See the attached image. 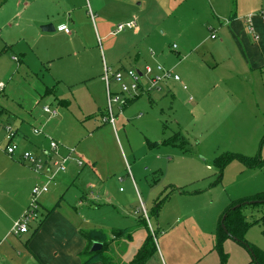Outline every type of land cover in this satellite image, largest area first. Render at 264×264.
Masks as SVG:
<instances>
[{
    "label": "crops",
    "instance_id": "obj_1",
    "mask_svg": "<svg viewBox=\"0 0 264 264\" xmlns=\"http://www.w3.org/2000/svg\"><path fill=\"white\" fill-rule=\"evenodd\" d=\"M262 12L264 0H0V83L5 85L0 94L11 96L14 76L20 68L26 69L39 80L43 88L41 92L45 94L42 97L51 100L46 105L58 111L54 117L44 110L39 114L35 111L36 116L25 114L27 119L31 118L30 124L34 123V127L20 121L16 125L19 132L18 151L14 157H5L11 164L2 157L7 167L0 170V184L7 176L15 183H22L24 189L19 190L20 196L13 205L14 217L10 223H0V264H83L81 255L89 249V240L94 236L95 242L107 244L105 249L111 259L108 260L110 264H118L112 252L123 256L122 264H129L145 246L149 235L153 237L157 252L145 264H255L250 249L234 238H226L222 243V253L227 256L225 262L220 249H217L219 224L226 210L173 213L169 223H164L161 214H157L159 222L157 220L155 226L150 217H144V220L138 218V225L133 226L136 229L122 231L110 242L100 240L95 227L82 229L84 222L77 213V206L71 205L72 199H61L69 191L79 194L80 187L76 185V180L85 164L78 166L77 160L81 158L74 154L66 172L57 174L56 180L49 185V191L41 195L40 217L35 221L40 223L30 227V232L25 234H30L29 238L23 239V235L15 237L11 229L27 210L33 188L45 181L23 162L21 153L34 152L45 158L46 162L47 156L43 152L50 149V139H53L60 145V156L48 163L51 171L57 170L56 161H61V157L75 149L68 143L73 140L78 145L83 138L81 134L72 139L71 133H66L65 128L69 127L70 122L68 113L64 114L62 108H72L77 99L83 98L79 88L86 83L90 85L93 82L103 89L105 86L107 90L105 65L113 71H125L128 70L127 66L132 65L142 74L146 66L161 65V51L166 58L174 52L182 59L179 64L180 67L183 65L184 80L193 88L191 93L186 85L181 86L183 89L180 87L181 77L180 82L169 78L153 90H148V79L142 78L141 93L151 95L157 91L162 96L176 98L184 94L192 95L198 103L194 110L206 111L209 107L212 113L221 117H224L222 114L229 117L242 114L246 110L243 117L255 121L252 127L263 128L262 138L259 139L262 142ZM132 21L136 23L134 30L114 34L119 24ZM249 23L257 40L249 32ZM163 25L166 28L158 38V29ZM46 26L50 28L45 30ZM213 35L215 38H212ZM167 37L175 42L168 47ZM173 45H177V49H173ZM169 70L174 72L173 69ZM125 82L130 83L131 80L125 78ZM113 83L118 85L112 82L111 88ZM239 86L244 89L238 97L230 93L231 89ZM60 88L64 90L62 93L59 92ZM60 96L66 99H59ZM70 96L72 98L68 99ZM139 96L129 102L123 113L128 109L129 116L131 106ZM192 96H189V101ZM25 100L27 104L30 101L36 105L40 102L31 94ZM8 108L10 106L4 104L3 112H0L1 120L7 123L10 115H13ZM103 114L102 118L105 116ZM122 115L116 120L126 125L129 120ZM89 117L91 115H85L84 121H89ZM148 123L144 119L141 124ZM86 126L91 127L89 123ZM36 129L41 130V134L35 133ZM86 153L89 154L84 150ZM0 154L4 155L3 152ZM77 154L80 155L79 152ZM246 157L253 158L254 155ZM9 169L11 172L8 173ZM51 185L56 186L54 191H50ZM76 199L79 208L85 210L88 207L86 201L90 202L93 198L88 200L78 196ZM85 234H91L90 238ZM106 260L99 256V260L91 264H105Z\"/></svg>",
    "mask_w": 264,
    "mask_h": 264
},
{
    "label": "rangeland",
    "instance_id": "obj_2",
    "mask_svg": "<svg viewBox=\"0 0 264 264\" xmlns=\"http://www.w3.org/2000/svg\"><path fill=\"white\" fill-rule=\"evenodd\" d=\"M161 27L158 29V38H161L166 25ZM168 42L167 47L175 43L171 39ZM160 54L163 58L161 65L173 69V73L182 78L181 85L178 83L180 87L186 85L189 92L192 91L191 85L184 80L183 65L180 67L179 64L181 57L174 52L167 58L163 51ZM99 60L103 68L101 57ZM127 68L136 70L132 65ZM1 71L0 64V73ZM14 77L13 96L0 94V112H3L4 104H7L13 115L8 118V123L3 122L0 116V124H10L17 129L16 125L25 121L34 127V123L30 124L31 118L27 119L25 114L36 116L51 100L43 98L45 94L41 92L43 88L39 80L26 69L20 68ZM143 83L146 84V81ZM118 87L112 84L113 91ZM79 89L83 98L77 99L72 108L63 107L62 112L69 116L70 125L65 128L66 133H71L72 139L82 134L83 138L78 145L73 140L68 144L78 150L80 155L76 152L74 155L80 156L85 166L76 180V185L80 187L79 194L69 191L62 193L64 196L61 199H72L71 205L77 206V213L84 222L82 229L89 230L87 226L95 227L99 231L97 236L102 237L104 242H110L122 231L136 229L133 226L138 225V218L145 219L146 211L155 226L159 218L157 214H161L164 223H169L173 213L227 212L242 202L248 203L249 200L254 201L264 196V167L250 168L241 160L234 159L221 171L216 163L218 157L231 155L244 158L254 155L257 162L264 161V142L259 140L263 128L260 130L257 126L252 127L255 121L249 120L247 116L243 117L246 110L242 114L236 113L230 117L222 114L224 117H221L212 113L209 107H206V111L194 110L198 103L192 95L189 96L194 101L190 102L188 94L176 98L153 91L151 95L139 94V98L131 106L129 116L126 109L125 113L122 112L123 115L119 114L116 118L122 115L129 120L127 124L122 125L116 120L118 123L114 129L111 123H104L101 115H107L106 87L103 89L92 82ZM243 89V86H239L231 89L230 93L238 97ZM62 91L64 90L60 88L59 92ZM56 92L59 94L58 90ZM29 94L40 102L36 105L34 101H30L27 104L25 99ZM58 98L66 99L61 96ZM71 98L72 96L68 99ZM116 113H119L117 109ZM140 114L143 115L142 118L139 117ZM85 115H91L89 121H84ZM144 119L149 123L141 124ZM87 123L91 127L86 126ZM6 144L5 132L0 130V152L4 154H0V170L7 167L4 161L10 163L5 159L10 156L5 153ZM84 150L89 154H84ZM13 181L6 176L0 184V223H10L14 217L13 205L20 196L19 190L24 189L22 183ZM55 187L51 185L50 191H54ZM78 196L88 200L93 198L90 202L86 201L88 207L85 210L79 208V201L76 199ZM263 207L248 205L240 209L252 220L255 216L257 218L264 215ZM36 223L40 222H33L32 225ZM262 229L260 223L253 225L245 234L244 240L264 253ZM24 236L23 239H27L30 234ZM100 255L103 259L111 260L107 249ZM112 255L118 264L123 263L122 255L113 252Z\"/></svg>",
    "mask_w": 264,
    "mask_h": 264
},
{
    "label": "built area",
    "instance_id": "obj_3",
    "mask_svg": "<svg viewBox=\"0 0 264 264\" xmlns=\"http://www.w3.org/2000/svg\"><path fill=\"white\" fill-rule=\"evenodd\" d=\"M262 17L264 20V12H262ZM135 26L136 23L134 21L125 24H119L116 27L117 29L115 30L114 34L118 35L121 32H124L125 30H134ZM61 29H63V27ZM64 30H66L67 32L69 31L65 28ZM249 32L253 35L256 40L258 39L251 24L249 25ZM173 49H177V46H173ZM125 78H129L131 82L129 84L126 83ZM142 78L148 79L150 84L148 90L158 89L160 84L169 78H174L175 81L178 82H180L181 80L180 76L175 75L171 70L164 68L162 65L146 66L145 71L142 72V74H139V71L137 69L113 71L111 68L105 65L104 81L107 85L108 90V108L107 115L102 118L104 123H111L112 125H115L117 123V116L119 114H122L124 108L128 106L129 102H131V100L136 99L137 96L141 93V91H143L141 87ZM112 82H115L119 85L118 90H112ZM4 87L5 85L3 83H0V93L3 91ZM184 88L187 89L186 86H184ZM192 100L193 98L191 97L190 101ZM116 109L119 113H116ZM43 110L44 112L50 114L52 117L58 115V111L50 107L49 105H45ZM0 129L5 132V139H7V146L5 149L6 153L11 157H14L16 155L15 153L19 149L18 140L16 139L18 131L9 124H0ZM34 132L37 134H41V130L36 129L34 130ZM59 147L60 145L57 141L50 139V149L46 150V152H43V154L47 156L46 162L45 158L42 159L40 156H38V154H35L34 152L30 151L21 153L23 162L29 165L32 169H34L38 173V175L45 180V183L36 184V186L33 188L30 199L31 201L27 210L22 215V217H20L17 222H15L11 229V232L15 237L22 236L30 232V226L40 217L39 212L41 208L39 198L41 197V195L46 194L49 191V185L50 183L56 180L57 174L66 172V170L68 169L67 166L70 161L71 155L76 154L75 150H70L67 156L61 157V161H56L57 170L51 171V169H49L50 164L48 162H51L55 159V157L60 156L58 152ZM77 165L83 166L84 161L78 159ZM45 168H47V171ZM145 218H148L147 212H145Z\"/></svg>",
    "mask_w": 264,
    "mask_h": 264
},
{
    "label": "trees",
    "instance_id": "obj_4",
    "mask_svg": "<svg viewBox=\"0 0 264 264\" xmlns=\"http://www.w3.org/2000/svg\"><path fill=\"white\" fill-rule=\"evenodd\" d=\"M214 36V35H213ZM212 36V38H213ZM215 38V36H214ZM262 142H264V138L262 139ZM234 159H239L241 160L243 163H245L246 165H248L250 168H258V167H262L264 165V163H259L256 161V158H248V157H241L239 155H231L228 157H218L216 159V163L218 164L219 168L221 169V171H223L225 169V167ZM264 195V193H263ZM264 200V196L262 198H259L257 200L254 201H263ZM251 201V200H249ZM241 207H245V206H260L263 207L264 206V201L263 203H254V204H248L245 205V202L240 203ZM240 208H235V209H230L227 212H225V214H227V217L224 221L225 226L227 227L228 233L232 236V237H236L241 244H243L246 248H251L252 252H253V257H254V262L255 264H264V253L256 248H254L252 245H248L247 243H245L246 241L244 240V236L245 234L248 232V230L250 229V227H252L253 225L260 223L262 224V233L264 235V215L263 216H259L256 218V216L254 217V219H248L250 218L247 215H244L242 210ZM253 209V208H251ZM264 209V207L262 208ZM222 222V219H221ZM221 222L219 224V230H218V247L220 249V253L221 256H223V260L224 262L226 261L227 256L222 253V243L224 242V239L226 238H230V236L225 232V230L223 229V226H221ZM85 236L87 238H90L91 234H85ZM100 240L102 237H99ZM97 241L96 238L95 240L90 239L89 243L90 245L93 247V243ZM145 246L141 249V251L139 253H137L136 257L134 258V261L129 263V264H145L149 258L155 254L157 252V246L153 241V237L151 235H149V237L147 238L146 242H145ZM103 244V243H102ZM90 246V248L81 255V260H83V264H91L95 261H97V259L99 260V256L100 253H102L107 244H103V249L101 251H95L92 252L91 249L92 247ZM111 261V260H110ZM105 264H110V262L108 260L105 261ZM112 263V262H111Z\"/></svg>",
    "mask_w": 264,
    "mask_h": 264
},
{
    "label": "water",
    "instance_id": "obj_5",
    "mask_svg": "<svg viewBox=\"0 0 264 264\" xmlns=\"http://www.w3.org/2000/svg\"><path fill=\"white\" fill-rule=\"evenodd\" d=\"M50 27H44L45 30H48ZM264 201V200H263ZM263 201H248V203H245V205H248V204H254V203H263ZM241 205H237L235 207H233L232 209H235V208H240ZM227 217V214H224L223 218H222V222H221V226H223V229L225 230V232L230 236V238H234L235 240H238L236 237H232L229 233H228V230H227V227L225 226L224 224V221ZM239 241V240H238ZM93 248H92V252H95V251H101L103 249V244L101 243H98V242H95L93 243ZM250 251H251V254L253 255V252L251 250V248H249Z\"/></svg>",
    "mask_w": 264,
    "mask_h": 264
}]
</instances>
